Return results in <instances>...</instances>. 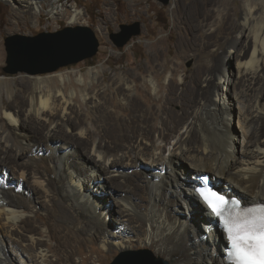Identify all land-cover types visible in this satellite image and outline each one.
Segmentation results:
<instances>
[{"label": "bare ground", "instance_id": "obj_1", "mask_svg": "<svg viewBox=\"0 0 264 264\" xmlns=\"http://www.w3.org/2000/svg\"><path fill=\"white\" fill-rule=\"evenodd\" d=\"M2 1L16 5L17 19L35 16L47 0ZM58 2L48 0L51 13ZM171 15L181 56L195 63L180 82L173 75L161 83L168 66L160 63L161 39L137 76L112 78L109 93L100 82L97 91L76 88L93 115L76 105L68 76L58 72L32 78L9 104L0 99V264L13 257L76 264L89 240L102 248L95 261L139 247L172 264H229L226 237L200 204L195 178L208 172L221 195L241 206L264 204V0H173ZM79 16L74 9L72 22ZM96 74L90 68L85 77ZM145 80L165 93L152 96L137 85ZM41 208L45 229L33 220ZM5 239L16 246L11 255Z\"/></svg>", "mask_w": 264, "mask_h": 264}, {"label": "rangeland", "instance_id": "obj_2", "mask_svg": "<svg viewBox=\"0 0 264 264\" xmlns=\"http://www.w3.org/2000/svg\"><path fill=\"white\" fill-rule=\"evenodd\" d=\"M48 4V0L44 2V9L37 10V14L35 16L28 15L23 18L19 17L14 19L11 17V13L13 12V6L16 5L0 0V99L3 100L5 104L11 103V94H18V89L22 86L26 87V83L32 78L37 76L40 78H47L53 76V73L58 72L68 76L66 77L65 82L68 85L70 84V92L75 91V96L77 97L76 105H80L79 108L83 109L84 112H88L93 115V105H85V102L76 91V88L81 85H91L96 87L95 91H97V85L98 82H100V87H105V93H109L114 87L112 80L117 76H124L126 73H129L130 75L138 74V65L144 66L149 60H151V56L154 51L151 49V46L154 45V43L157 44L161 39L164 40L162 45H156V47L160 50V59L161 61L163 60L162 62L160 61V63L163 64L166 62L168 65L163 72V78L161 80L162 85L166 86L169 84L173 75L175 76L177 82H180L184 75L187 73L189 74L195 69L194 59L190 56H181L179 47L177 46L179 34L175 31L174 21L171 15L173 0H168L166 4L164 3V0H60V2L55 4L53 13L50 12ZM148 5L151 6V9L148 13H146ZM74 9L80 13L76 22H72L71 20V15ZM234 21L240 25L239 14L234 18ZM136 24L140 29V33L137 36L132 37L123 47H116L110 39L111 34L121 33V25L133 26ZM84 26L89 27L95 33L96 38L99 41V49L94 57L81 61L77 64L59 68L54 72L43 74L30 75L23 72L7 74L4 72L3 69L6 67L5 61L7 56L4 47V40L7 37L12 35L32 37L43 32H58L66 27L76 28ZM233 36L234 37L229 40V44L227 43L228 48L231 47L233 39L237 37L236 35ZM225 55H227V53ZM175 64H180L182 68L178 73L173 74L172 68ZM90 68L92 71L97 72V74L94 75V80H87L85 77L86 71ZM126 68L129 69L127 70ZM226 68L228 69L227 65ZM103 74L108 77V81L106 83L102 82ZM78 79H83V82L77 83ZM137 85L142 88L145 87L152 96L154 93V95H156L158 92H160V95L165 93L160 90L158 92L152 91V86L146 80L145 82L139 81ZM223 87L225 88V85L223 86V84L220 83L218 91L221 92V88ZM133 92V98L138 100L136 92ZM225 101L226 104H230L227 97H225ZM0 115H2L1 109ZM227 118L229 126H232L231 117L227 116ZM42 151L44 153H48L45 146L42 148ZM75 168L78 172H83V174H85V178H92L93 175L85 171L81 165L77 164ZM207 174L210 173L206 172L205 175ZM195 181L198 183L197 177L195 178ZM99 196L102 197L103 195H100L99 193ZM106 198L107 196L105 199ZM115 209H117V207ZM34 212L38 213L37 218L33 219V215H31L30 218H32L36 224H39L42 229H45L47 225L42 223L40 219L44 217L47 212L42 208L37 209ZM117 226L118 225L116 224V227ZM89 235H92V233H89ZM43 236H45V234H43ZM43 239L46 238L43 237ZM89 241L83 243L76 251V264H81V257H85L87 255L92 257L88 264H110L119 254L123 253L120 251H112L103 256L100 260L95 261L98 251H102V248H100V244L96 243V246H93ZM49 243L51 246H54L55 244L54 241H50ZM4 244L6 246L5 248L9 250V254L11 255L10 251L13 247L16 248V246L9 239H5ZM138 250H148L157 261L161 260L165 264H172V261L174 260V258L168 259L166 256H158L155 254V251L150 248L136 247L130 251ZM50 259L55 263L56 257L51 256ZM12 264H19L16 257H13Z\"/></svg>", "mask_w": 264, "mask_h": 264}, {"label": "water", "instance_id": "obj_3", "mask_svg": "<svg viewBox=\"0 0 264 264\" xmlns=\"http://www.w3.org/2000/svg\"><path fill=\"white\" fill-rule=\"evenodd\" d=\"M168 0H164L166 4ZM121 33L111 34L116 47H123L140 33L138 25H121ZM7 74L30 75L54 72L59 68L77 64L94 57L99 49L95 33L87 26L66 27L58 32L39 33L27 37L12 35L4 40ZM213 188L219 191L214 183ZM110 264H165L156 260L148 250L128 251L119 254Z\"/></svg>", "mask_w": 264, "mask_h": 264}, {"label": "snow or ice", "instance_id": "obj_4", "mask_svg": "<svg viewBox=\"0 0 264 264\" xmlns=\"http://www.w3.org/2000/svg\"><path fill=\"white\" fill-rule=\"evenodd\" d=\"M205 199L218 215L229 203L214 193H205ZM225 225L236 264H264V206L237 211Z\"/></svg>", "mask_w": 264, "mask_h": 264}, {"label": "trees", "instance_id": "obj_5", "mask_svg": "<svg viewBox=\"0 0 264 264\" xmlns=\"http://www.w3.org/2000/svg\"><path fill=\"white\" fill-rule=\"evenodd\" d=\"M207 177H209L208 175H206ZM214 191H217L216 189L213 188Z\"/></svg>", "mask_w": 264, "mask_h": 264}, {"label": "clouds", "instance_id": "obj_6", "mask_svg": "<svg viewBox=\"0 0 264 264\" xmlns=\"http://www.w3.org/2000/svg\"><path fill=\"white\" fill-rule=\"evenodd\" d=\"M209 175V174H208Z\"/></svg>", "mask_w": 264, "mask_h": 264}]
</instances>
